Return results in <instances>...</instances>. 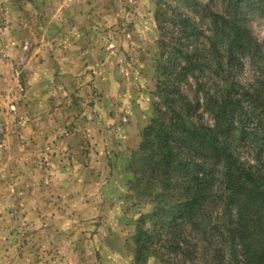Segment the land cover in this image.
Masks as SVG:
<instances>
[{
  "label": "rangeland",
  "instance_id": "1",
  "mask_svg": "<svg viewBox=\"0 0 264 264\" xmlns=\"http://www.w3.org/2000/svg\"><path fill=\"white\" fill-rule=\"evenodd\" d=\"M225 6L0 0V242L12 254L32 261L26 264H135L136 221L153 206L128 191V166L159 104L160 65L174 63L183 41L191 49L181 20L195 25L204 45L209 13ZM243 13L262 42L264 18ZM255 75L245 63L236 80L252 84ZM193 85H184L188 95ZM199 120L211 123L204 113L192 121ZM241 151L250 160V149ZM185 235L190 254L182 264H210L200 256L209 246L197 243L192 254L199 235ZM161 258L144 264H166Z\"/></svg>",
  "mask_w": 264,
  "mask_h": 264
},
{
  "label": "trees",
  "instance_id": "2",
  "mask_svg": "<svg viewBox=\"0 0 264 264\" xmlns=\"http://www.w3.org/2000/svg\"><path fill=\"white\" fill-rule=\"evenodd\" d=\"M225 1L221 13L207 17L204 45L195 25L181 20L191 49L183 50V41L174 63L160 65L159 104L128 166V191L153 206L136 221L135 264L159 255L182 264L190 254L187 230L199 235L192 254L197 243L207 244L200 256L210 264H264V40L251 35L243 13L264 18V0ZM245 63L256 75L242 85L236 74ZM197 113L211 123L192 121Z\"/></svg>",
  "mask_w": 264,
  "mask_h": 264
},
{
  "label": "crops",
  "instance_id": "3",
  "mask_svg": "<svg viewBox=\"0 0 264 264\" xmlns=\"http://www.w3.org/2000/svg\"><path fill=\"white\" fill-rule=\"evenodd\" d=\"M9 62L5 61L4 63L7 64ZM4 82H7V79H5ZM15 144H14V149L13 150L17 151L19 149V146H17V144L15 145ZM9 162H11V161L9 160ZM14 163H15V160H14L13 164ZM13 164H12V166H13ZM3 246H5V247L3 248ZM11 247H12V245H10V244L8 245L7 242H5V243L4 242H0V264H26V263H31L32 262L31 260L29 261L28 259H26L24 257H19V256H16L15 254H12L13 250L12 251L9 250V249H11Z\"/></svg>",
  "mask_w": 264,
  "mask_h": 264
}]
</instances>
